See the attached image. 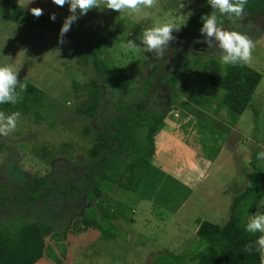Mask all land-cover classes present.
I'll return each mask as SVG.
<instances>
[{"label": "rangeland", "instance_id": "1", "mask_svg": "<svg viewBox=\"0 0 264 264\" xmlns=\"http://www.w3.org/2000/svg\"><path fill=\"white\" fill-rule=\"evenodd\" d=\"M33 7L42 8L43 15L33 16ZM197 12L196 0H158L154 8L143 9L147 16L92 9L79 16L60 44V28L70 15L67 4L0 0V65L18 71V79L27 85L25 91L17 89L21 99L42 113L40 119L21 114L15 131L0 135V227L13 228L31 219L54 224L56 235L45 238L43 255L35 264H159L156 257L163 252L191 255L198 244L195 219L218 224L228 219L233 197L250 185L253 156L260 168L257 182L264 187V160L257 158L264 151V15L242 16L235 25L223 23L252 39L255 48L246 65L262 75L236 123L221 106L223 90L206 75L210 62L220 61L221 50L209 47L201 33L174 47L169 68L147 100L143 82L156 66L166 64L164 56L174 42L162 55L145 51L142 44L136 50L123 46L136 23L150 27L167 20L179 27L176 35ZM40 18L60 24L59 30L38 26ZM97 54L129 75L131 85L118 87L112 78L97 73L92 65V55ZM143 96L151 115L169 109L157 133L166 126L171 136L155 142L139 191L102 185L98 201L108 209L124 208L126 217L115 220L117 236H104L83 224L89 206L83 198L69 199L52 189L38 199L22 197L18 202L33 178L47 177L57 186L83 175L89 149L103 142L102 122ZM213 155L217 163L208 164L206 159ZM156 171L177 181L183 177L192 197L171 211L178 198L170 196L181 197L183 191ZM203 189L208 190V201L198 199ZM252 213H264V193L248 215ZM194 262L189 258L181 264Z\"/></svg>", "mask_w": 264, "mask_h": 264}, {"label": "trees", "instance_id": "2", "mask_svg": "<svg viewBox=\"0 0 264 264\" xmlns=\"http://www.w3.org/2000/svg\"><path fill=\"white\" fill-rule=\"evenodd\" d=\"M196 1L198 12L189 17L182 30L174 35L176 39L172 42H178L202 27L201 16L211 12V6L207 0ZM11 9L15 15L23 18V15L17 12V7L12 6ZM217 14L222 23L227 22L229 25L238 24L240 20V18H229ZM256 15H264V0H248L244 18ZM40 19L41 21L36 22L38 26L59 30L60 24ZM146 27L142 23L134 24L124 42L133 40L137 45L141 44L140 36ZM164 60H167L166 54ZM92 65L97 73L112 78L118 87L125 88L132 83L129 75L100 54L92 55ZM159 69L156 66L154 70L156 72L143 82L144 93L150 88L153 77ZM206 75L212 85L223 90L221 106L232 114L231 121L236 123L238 116L250 104L261 80V73L246 64L226 66L218 59H213L206 69ZM144 96L138 102L125 105L123 110L110 114L108 119L102 122L103 142L89 149V159L85 164L83 175L72 182L57 186H54L55 184L53 185L47 177L33 178L29 181L28 187L23 189L18 202H23L22 197L28 200L38 199L52 189L69 199L83 198L89 204L87 212L82 215L83 224L97 228L104 236H117L115 220L118 217H126L123 216L124 208L119 206L117 209H108L98 201L102 194V185L117 184L121 188L134 192L144 187L145 173L154 156L155 135L169 112V109H166L160 115H151L149 110L144 108ZM0 110L7 113L19 111L22 115L32 114L37 119L42 117L40 111L22 99L15 105H0ZM125 154L127 157H124ZM252 165L254 172L249 176L250 185L233 197L228 219L218 224L196 218L198 244L191 255L163 252L156 257L159 264H181L189 258L195 261L194 264H260V257L255 247L251 252L245 251V246L252 244L260 235V233L253 235L245 231L247 215L254 210L257 199L264 193V187L257 182L260 168L254 156ZM156 172L177 183L183 191L181 197L169 195L178 198L176 206L171 210L174 211L190 195L191 190L185 184L166 176L162 171ZM54 227L52 222L36 219L19 221L13 228L0 227V264L38 262L44 252L45 238L56 235Z\"/></svg>", "mask_w": 264, "mask_h": 264}, {"label": "clouds", "instance_id": "3", "mask_svg": "<svg viewBox=\"0 0 264 264\" xmlns=\"http://www.w3.org/2000/svg\"><path fill=\"white\" fill-rule=\"evenodd\" d=\"M52 2L60 7L65 4L69 6L70 15L65 17L58 39V42L63 44L65 34L71 30L72 24L77 21L80 15H86L92 9L107 8L119 14L147 16V13H143V9L154 8L158 0H52ZM207 3L211 6V12L201 16L200 32L204 37V42L209 47L215 46L221 50L219 59L223 65L236 66L249 63L255 43L246 34L234 28L225 27L217 14L229 18H240L244 15L248 0H207ZM30 11L37 18L43 15V9L40 7H33ZM50 19L55 21V13L50 14ZM178 30L179 27L174 23L164 20L146 27L141 33L140 42L145 51L162 55L163 51L170 46V42L176 39L173 32ZM123 46L131 50H136L138 47L133 40L127 41ZM17 89L20 91L27 89V85L18 79V71L14 70L10 64L0 65V105L17 104L21 99L20 91ZM20 118L19 111L7 113L0 110V135L8 136L14 132ZM257 158L264 160V151L259 152ZM244 227L245 231L253 235L260 233L252 244L245 246V251L251 252L255 247L260 257V264H264V213L249 214Z\"/></svg>", "mask_w": 264, "mask_h": 264}, {"label": "water", "instance_id": "4", "mask_svg": "<svg viewBox=\"0 0 264 264\" xmlns=\"http://www.w3.org/2000/svg\"><path fill=\"white\" fill-rule=\"evenodd\" d=\"M200 29H201V27L199 29H197L195 32H193L191 35H189L188 37H186V38H184V39H182V40H180L178 42H174L169 47V49L167 50V53H166L167 62H166V64L163 67H161L158 70V72L156 73V75L153 77L151 86H150V88H149V90H148V92L146 94V97H145L146 100L150 97L151 93L153 92V90H154V88H155V86H156V84H157L160 76L163 74V72L166 69L169 68V65H170V62H171V59H172V51H173L174 47L183 46V45L187 44L188 42H190L191 40H193L195 37H197L201 33L200 32Z\"/></svg>", "mask_w": 264, "mask_h": 264}, {"label": "crops", "instance_id": "5", "mask_svg": "<svg viewBox=\"0 0 264 264\" xmlns=\"http://www.w3.org/2000/svg\"><path fill=\"white\" fill-rule=\"evenodd\" d=\"M169 129L170 128H168V127H166V126H164L163 127V129H161L160 131H159V133H156V135H155V142H160V139H162V138H164V137H169V136H171V133H170V131H169ZM157 145V144H156ZM213 160V161H212ZM206 162H208V164H212V165H214V164H216L217 163V156L216 157H214L213 159H206ZM165 166V165H164ZM166 167H168V165L167 166H165L164 167V170L166 171L167 170V168ZM163 170V169H162ZM167 172H169L168 170H167ZM202 172L204 173V174H207V170L205 171L204 170V168H203V170H202ZM172 174V173H171ZM177 179L180 181V182H182V183H187V181H185L184 179H183V177H177ZM186 185V184H185ZM202 194H203V196L202 195H198V199L200 198L202 201H208V190L207 189H203V192H202ZM192 195H193V193H191V195H189L186 199H190L191 197H192ZM186 203V202H185ZM183 206V205H182ZM181 206V207H182ZM212 222V221H211Z\"/></svg>", "mask_w": 264, "mask_h": 264}]
</instances>
